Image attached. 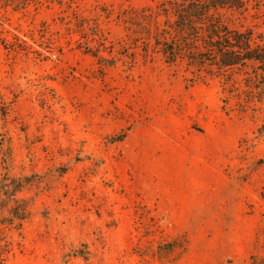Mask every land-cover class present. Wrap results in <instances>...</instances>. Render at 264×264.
Returning a JSON list of instances; mask_svg holds the SVG:
<instances>
[{
    "label": "rangeland",
    "instance_id": "rangeland-1",
    "mask_svg": "<svg viewBox=\"0 0 264 264\" xmlns=\"http://www.w3.org/2000/svg\"><path fill=\"white\" fill-rule=\"evenodd\" d=\"M168 6L0 2V264H264V77L168 60Z\"/></svg>",
    "mask_w": 264,
    "mask_h": 264
},
{
    "label": "trees",
    "instance_id": "trees-1",
    "mask_svg": "<svg viewBox=\"0 0 264 264\" xmlns=\"http://www.w3.org/2000/svg\"><path fill=\"white\" fill-rule=\"evenodd\" d=\"M28 0H0L3 5L23 8ZM173 16L162 53L168 60L185 56L191 63L207 62L219 69L250 66L264 77V46L252 42L250 32L230 29L218 9L240 7L241 0H167ZM215 12V13H214ZM166 40V39H165ZM167 42V43H165ZM7 187L0 179V190Z\"/></svg>",
    "mask_w": 264,
    "mask_h": 264
}]
</instances>
